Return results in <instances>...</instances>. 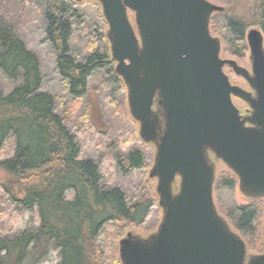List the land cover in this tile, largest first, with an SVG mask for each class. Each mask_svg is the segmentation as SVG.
Masks as SVG:
<instances>
[{
    "label": "water",
    "instance_id": "1",
    "mask_svg": "<svg viewBox=\"0 0 264 264\" xmlns=\"http://www.w3.org/2000/svg\"><path fill=\"white\" fill-rule=\"evenodd\" d=\"M81 3L83 0H71ZM115 72L140 138L155 146L150 178L162 208L149 236L119 242L122 264H264L219 212L221 160L250 198L264 196V33L250 29V68L222 56L210 0H98ZM134 15V23L130 19ZM250 89L233 84L226 67ZM234 98L248 105L246 113Z\"/></svg>",
    "mask_w": 264,
    "mask_h": 264
},
{
    "label": "trees",
    "instance_id": "2",
    "mask_svg": "<svg viewBox=\"0 0 264 264\" xmlns=\"http://www.w3.org/2000/svg\"><path fill=\"white\" fill-rule=\"evenodd\" d=\"M42 1L48 22L46 37L56 52L57 72L66 84L68 98L77 101L87 96L93 73L108 66L115 82L124 85L113 67L107 30L102 33L106 44L101 49L83 58L71 53V17H81L84 1ZM96 3L101 7L98 0ZM233 3L235 9L213 15L210 28L222 37L229 53L241 58L248 50V29L258 26L264 33V0ZM218 15H224L223 23ZM0 70L18 82L8 93L0 90V169L10 179L0 184V189L16 208L37 210L39 219L36 230H0V264H23L31 245L36 244L42 253L47 241L58 250V264H103L108 227L120 230L125 223L137 222L154 201L145 204L141 199L131 200L122 187L102 183L101 161L83 156L77 130L58 112L56 96L43 90L39 56L1 25ZM120 162L126 171L147 165L140 150L124 155ZM237 183V176L228 170L217 178L215 191L220 194ZM263 203L264 196L242 206H229L221 200L216 203L246 241L248 250L258 253H264Z\"/></svg>",
    "mask_w": 264,
    "mask_h": 264
},
{
    "label": "rangeland",
    "instance_id": "3",
    "mask_svg": "<svg viewBox=\"0 0 264 264\" xmlns=\"http://www.w3.org/2000/svg\"><path fill=\"white\" fill-rule=\"evenodd\" d=\"M83 1L80 5L81 17H71L73 26L70 41L71 53L79 58L101 49L106 44L102 40V33L108 30V24L102 15V7L97 5L96 0ZM210 1L222 5L224 12L235 9L233 0ZM45 13L46 8L42 0H0V25L23 40L27 47L39 56L44 82L43 90L56 96L58 112L65 116L67 124L73 130H77L83 156L101 161L102 183L106 187H122L131 200L141 199L145 204L153 200L155 203L149 212L146 211L138 216L137 222L125 223L120 230L112 227L106 230L103 264H122L119 255L120 240L129 232L144 237L149 236L157 230L162 219V208L159 206L156 194L157 180L150 178L156 149L154 145L140 138L139 123L130 113L127 88L125 84L121 86L115 82L109 74V66L93 73L87 96L77 101H71L68 98L66 84L57 72L56 52L46 37L48 22ZM130 19L134 23L133 13H130ZM218 19L221 23L225 21L224 15H218ZM252 28L260 29L258 26H252L248 31ZM222 49L223 57L235 59L240 65L250 68L249 46L241 58H236L227 51L224 40H222ZM115 64L114 62V68ZM225 70L233 84L250 89L246 80L236 75L231 67L228 66ZM17 85L16 80L8 79L0 70L2 92L8 93ZM234 103L243 113H246L248 105L244 101L234 98ZM135 150L143 152L147 165L140 169L126 171L120 161L124 155L127 156ZM212 158L217 166V178L222 173L228 172L229 169L221 160L215 159L213 155ZM9 180L7 173L0 169V184ZM69 195L71 196V192ZM214 195L216 203L221 200L229 206L231 204L233 206L248 205L255 200L245 195L238 183L233 189L222 191L220 194L214 190ZM262 206L264 207V203ZM221 214L228 220L224 212ZM38 224L37 210L23 211L16 208L10 197L0 189V230L2 232L19 233L24 230H36ZM257 233L260 234V231ZM113 240H116L115 244ZM35 245L29 248L28 257L23 264H58V250L53 242L47 241L42 253L36 250ZM256 253H258L256 250L249 249V254Z\"/></svg>",
    "mask_w": 264,
    "mask_h": 264
}]
</instances>
